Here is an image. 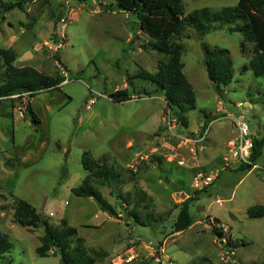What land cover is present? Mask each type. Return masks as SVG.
Instances as JSON below:
<instances>
[{"label": "rangeland", "instance_id": "rangeland-1", "mask_svg": "<svg viewBox=\"0 0 264 264\" xmlns=\"http://www.w3.org/2000/svg\"><path fill=\"white\" fill-rule=\"evenodd\" d=\"M15 1L0 0V47L13 46L20 66L66 79L32 101L27 93L15 94V119L11 108H0V230L11 243L0 264L61 262L59 255H38L45 228L17 222L15 198L33 204L55 227L63 218L69 221L88 247L108 250L97 264H261L264 216L251 217L247 209L264 205V171L242 169L231 151L237 136L233 118L244 115L252 136H264V76L243 70L253 43L247 41L242 52L243 35L227 28L204 36L192 27L182 32L177 40L185 46L184 73L197 97L184 126L156 86L137 76L142 69L156 72L167 57L150 48L136 16L116 0H27L23 9L6 11ZM238 1L183 0L184 13ZM204 44L229 50L234 77L228 85L218 87L208 76ZM2 63L0 58V75ZM123 88L131 98L114 100L111 95ZM28 102L40 117L37 125L25 117ZM205 131V139L194 141ZM86 150L106 157L121 174L111 186L94 183L117 215L72 191L88 174L82 163ZM252 163L264 166V148ZM200 176L213 181L198 184ZM197 190L203 191L190 203L192 225L174 233L181 204ZM137 202L145 223L129 215Z\"/></svg>", "mask_w": 264, "mask_h": 264}, {"label": "trees", "instance_id": "trees-1", "mask_svg": "<svg viewBox=\"0 0 264 264\" xmlns=\"http://www.w3.org/2000/svg\"><path fill=\"white\" fill-rule=\"evenodd\" d=\"M27 0H16L7 4L6 11L15 7L24 8ZM85 2L88 0H76ZM119 8L133 13L141 31L149 38L151 49L167 57L160 60L156 72L140 70V76L156 86V90L165 98L167 106L173 112L180 125L188 126L187 112L196 106V92L184 73L182 54L185 46L177 39L187 27H192L198 35L204 36L211 30L227 28L230 32H240L243 35L241 51L245 52L246 42L253 43L252 55L243 70L251 68L257 76H264V0H239L234 6H225L219 10L209 7L195 9L189 14L184 13L183 0H116ZM205 66L208 76L220 87L233 81V60L227 48L209 47L203 45ZM0 58L3 60L2 82L0 83V98H11V95L28 93L33 97L36 93L55 88L66 79L62 75H51L32 65H18V53L13 47H0ZM111 97L116 101H125L131 98L127 88L117 89ZM12 100V99H11ZM28 117L34 125L40 123L39 115L34 111L31 103L27 104ZM205 127V124H204ZM254 148L251 155L255 162L264 148V136L253 137ZM95 158L91 151L83 152L82 163L88 171L83 183L74 187L75 195L95 199L102 209L111 215H117L114 206L110 205L100 189L94 185L96 180L104 185L111 186L121 177L108 161ZM253 164H243L242 169H251ZM205 190V189H204ZM203 190H197L195 195L189 196L181 204L180 211L174 222V233L187 229L193 223L189 207ZM129 203V200L126 199ZM129 210L136 221L140 222L137 207ZM14 217L21 225L29 229L44 226L45 231L39 236L40 245L36 251L40 256L59 255L60 264H97L109 256L105 248H92L86 245V240L79 235L76 227L62 219L61 226L55 227L42 216L30 202L15 198ZM251 217L264 216V205L254 204L247 209ZM218 222V219L216 220ZM145 223L144 221H141ZM213 230L221 238L223 233L213 226ZM232 245V241H227ZM11 250V243L7 233L0 230V257ZM143 264V263H133ZM146 264V263H144ZM158 264H165L160 261ZM261 264H264V259Z\"/></svg>", "mask_w": 264, "mask_h": 264}, {"label": "built area", "instance_id": "built-area-1", "mask_svg": "<svg viewBox=\"0 0 264 264\" xmlns=\"http://www.w3.org/2000/svg\"><path fill=\"white\" fill-rule=\"evenodd\" d=\"M13 96H15V94ZM233 123L234 126L237 128V136L235 137V141H234L235 143L234 146L231 148L233 156L240 164H253L254 168H261L264 171V166H259L256 163H252L251 155L254 148V141H253L252 133L250 131L249 122L247 121L246 117L244 115H240L237 118H233ZM205 134L206 131L194 141H201L205 139ZM187 140L190 142L193 141L192 139L189 138ZM199 178H197L198 184L199 183L209 184L211 183V181H213V178L211 176H205V177L202 176L200 180ZM222 240H224L227 244L228 240L225 237L222 238ZM225 250H227L228 253L229 252L233 253V251H230L227 248H225ZM126 261L127 262L132 261V257H128Z\"/></svg>", "mask_w": 264, "mask_h": 264}, {"label": "crops", "instance_id": "crops-1", "mask_svg": "<svg viewBox=\"0 0 264 264\" xmlns=\"http://www.w3.org/2000/svg\"><path fill=\"white\" fill-rule=\"evenodd\" d=\"M9 47H13V46H9ZM14 48V47H13ZM17 60H19V58H17ZM17 62V61H16ZM36 67V66H35ZM38 68V67H36ZM40 69V68H38ZM41 70V69H40ZM2 75V74H1ZM0 75V81L2 82V76ZM30 101H32V97H30ZM12 99V100H11ZM0 108H11L10 109V116L13 117V119L16 118V112H17V108H16V102L14 100V96L11 95V98H0ZM22 112V111H21ZM25 117H28V115L25 113ZM92 199V198H91ZM95 200V199H93ZM96 201V200H95ZM105 213L107 215H111L108 211H105ZM69 222V221H68ZM69 224H71L69 222ZM83 226H87V225H83ZM78 230V229H77ZM81 236V235H80ZM83 237V236H82ZM84 238V237H83ZM86 240V239H85ZM108 251V250H107Z\"/></svg>", "mask_w": 264, "mask_h": 264}, {"label": "water", "instance_id": "water-1", "mask_svg": "<svg viewBox=\"0 0 264 264\" xmlns=\"http://www.w3.org/2000/svg\"><path fill=\"white\" fill-rule=\"evenodd\" d=\"M183 195H185V193H183Z\"/></svg>", "mask_w": 264, "mask_h": 264}]
</instances>
